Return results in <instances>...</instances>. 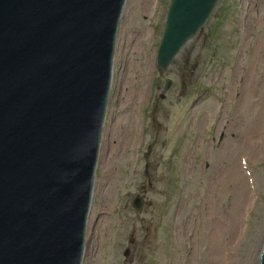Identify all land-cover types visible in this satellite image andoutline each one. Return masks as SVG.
I'll use <instances>...</instances> for the list:
<instances>
[{"label":"rangeland","instance_id":"374dc122","mask_svg":"<svg viewBox=\"0 0 264 264\" xmlns=\"http://www.w3.org/2000/svg\"><path fill=\"white\" fill-rule=\"evenodd\" d=\"M170 5L127 0L84 263L259 264L264 0H220L163 71L157 55ZM160 78L172 87H159ZM123 127L127 145L118 139ZM234 173L247 181V201ZM137 196L146 203L140 215L132 206Z\"/></svg>","mask_w":264,"mask_h":264},{"label":"water","instance_id":"95a60500","mask_svg":"<svg viewBox=\"0 0 264 264\" xmlns=\"http://www.w3.org/2000/svg\"><path fill=\"white\" fill-rule=\"evenodd\" d=\"M219 1L171 0L160 70L206 27ZM126 5L0 0V264L84 263ZM145 205L144 196L132 203L137 215Z\"/></svg>","mask_w":264,"mask_h":264},{"label":"bare ground","instance_id":"6f19581e","mask_svg":"<svg viewBox=\"0 0 264 264\" xmlns=\"http://www.w3.org/2000/svg\"><path fill=\"white\" fill-rule=\"evenodd\" d=\"M135 124H136V122H135V119H132V126H131V129L133 130V127L135 126ZM125 131H127V129H124V127H123V131H122V133L119 135L120 137L118 138L119 140H122V143H124V140H125V145H127L128 144V142H127V137H126V139H124V136H125ZM101 156V151H100V155H99V157ZM230 178H234V180H233V183L235 184V185H237V186H240V189H239V191L241 192V197H242V199L244 200V201H247V199H248V196L244 193V191H243V189L241 188V186H243L244 187V183H245V181H246V179L243 177V175H240L239 173H238V175L235 177V173H234V175H230ZM247 182V181H246ZM94 190H95V192H96V188L94 187ZM92 214V213H91ZM90 219H89V224H88V228H89V226H90ZM87 233H88V230H87ZM85 260V259H84ZM83 264H85V263H83Z\"/></svg>","mask_w":264,"mask_h":264}]
</instances>
